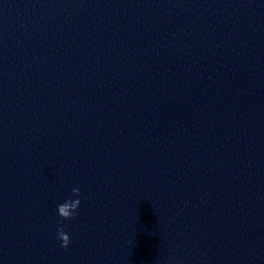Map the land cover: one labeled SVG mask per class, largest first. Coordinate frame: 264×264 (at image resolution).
<instances>
[{
	"label": "water",
	"instance_id": "obj_1",
	"mask_svg": "<svg viewBox=\"0 0 264 264\" xmlns=\"http://www.w3.org/2000/svg\"><path fill=\"white\" fill-rule=\"evenodd\" d=\"M0 264H264V0H0Z\"/></svg>",
	"mask_w": 264,
	"mask_h": 264
},
{
	"label": "clouds",
	"instance_id": "obj_2",
	"mask_svg": "<svg viewBox=\"0 0 264 264\" xmlns=\"http://www.w3.org/2000/svg\"><path fill=\"white\" fill-rule=\"evenodd\" d=\"M72 191H73V194L79 196L80 193H79L78 188H74ZM79 205H80V200L77 199L75 201V206L78 208ZM70 207H71V205L68 202H64L62 204L57 205L58 215L65 220L73 219L75 217L76 212L75 213L71 212L69 210ZM57 237L62 242L61 246L64 248H67L69 243H70V237L67 233H65V231L63 230V227H60L58 229Z\"/></svg>",
	"mask_w": 264,
	"mask_h": 264
}]
</instances>
